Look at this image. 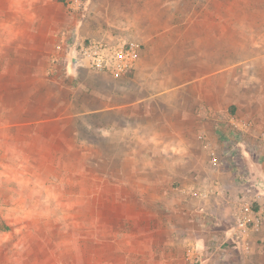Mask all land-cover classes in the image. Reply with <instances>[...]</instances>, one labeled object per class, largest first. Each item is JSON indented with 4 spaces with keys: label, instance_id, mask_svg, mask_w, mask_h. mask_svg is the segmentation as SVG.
<instances>
[{
    "label": "rangeland",
    "instance_id": "1",
    "mask_svg": "<svg viewBox=\"0 0 264 264\" xmlns=\"http://www.w3.org/2000/svg\"><path fill=\"white\" fill-rule=\"evenodd\" d=\"M89 33L138 41L136 69L74 79L75 43ZM254 113L264 119V0H0V264L87 262L108 227L135 218L116 215L138 208L128 194L152 193L159 132L182 134L171 160L204 162L156 191L187 204L215 173L259 183ZM214 229L212 251L236 246Z\"/></svg>",
    "mask_w": 264,
    "mask_h": 264
},
{
    "label": "crops",
    "instance_id": "2",
    "mask_svg": "<svg viewBox=\"0 0 264 264\" xmlns=\"http://www.w3.org/2000/svg\"><path fill=\"white\" fill-rule=\"evenodd\" d=\"M90 35L93 38L105 37L101 33H91ZM70 70L74 72V79L86 76L88 84L94 83L93 76L89 75L91 71L79 68L74 63H71ZM111 113L110 119L118 120L117 116L113 112ZM251 116L255 127L263 125L262 122H259L264 121V119L258 118L260 115L254 113ZM116 125L118 126L117 121L112 124V128H116ZM241 125L236 126L239 128ZM131 126L138 131L141 127L136 123ZM120 127L123 128V124ZM257 130L260 131V129H256L255 136L260 134ZM142 132L144 131L138 132L136 135L141 136ZM181 135L177 129H171L164 134L159 132L155 135L157 139L152 141L154 146L151 150L158 152V158L151 163L154 168L151 178L153 179L151 182L153 184L152 193L147 195L139 192L128 194L129 199L137 200L138 208L132 210V213L122 209L116 215H135V218L128 225L108 227L103 245L95 250H90L87 262L84 264H188L186 254L189 247L201 250L198 252L200 257L197 264H264V176L256 178L259 183L254 180L251 185L237 182L236 185H232L228 174L215 173L214 181L216 183L207 185L202 179L198 182L201 184L198 189L206 193L205 197L190 198V202L187 204H183L179 197L174 199L170 196L171 194L156 191L157 188H160L167 173L174 174L183 170V175H177L184 176L188 180L193 178L194 173H200V171L193 173L192 171L199 164L202 165L204 160L202 163L198 162L197 165H194L190 160L184 165L177 161V156L175 160H171L170 155L174 154L173 156H175L180 151ZM137 144H140L139 140ZM166 153L168 155H165ZM249 173L252 175L251 169H249ZM167 199L176 201L167 203ZM142 200L144 204L139 202ZM162 200L163 202L160 204ZM251 202L255 203V210L260 217L259 230L250 232L246 242L237 243L234 247L225 246L219 252L212 251L214 249L211 248V245L214 243L209 242L211 233L209 232V235L204 233V229L210 230L214 227L212 233L222 234L221 236L226 238L223 242L235 243L233 234L238 206L241 203ZM196 208L201 209L203 213L202 211L198 213ZM205 213L212 215L215 222L212 223L206 219L203 221L201 218ZM195 217L198 218L195 219ZM214 236L216 237V235Z\"/></svg>",
    "mask_w": 264,
    "mask_h": 264
},
{
    "label": "built area",
    "instance_id": "3",
    "mask_svg": "<svg viewBox=\"0 0 264 264\" xmlns=\"http://www.w3.org/2000/svg\"><path fill=\"white\" fill-rule=\"evenodd\" d=\"M75 47L73 63L76 66L116 77L135 70L142 55V45L127 38L79 37ZM212 164L217 166L218 161L213 159ZM205 194L203 191H190L193 198H202ZM238 207L233 238L237 243H243L247 241L250 232L259 230L260 217L252 203H241ZM186 260L188 264H197L196 247L187 249Z\"/></svg>",
    "mask_w": 264,
    "mask_h": 264
},
{
    "label": "trees",
    "instance_id": "4",
    "mask_svg": "<svg viewBox=\"0 0 264 264\" xmlns=\"http://www.w3.org/2000/svg\"><path fill=\"white\" fill-rule=\"evenodd\" d=\"M222 137H226V138H231V135L229 133H227L226 131H222Z\"/></svg>",
    "mask_w": 264,
    "mask_h": 264
}]
</instances>
